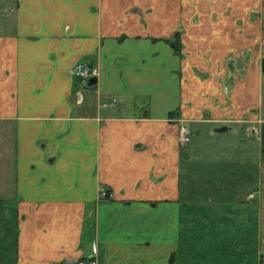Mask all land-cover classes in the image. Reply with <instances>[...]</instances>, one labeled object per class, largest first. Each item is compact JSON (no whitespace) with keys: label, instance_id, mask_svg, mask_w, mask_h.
<instances>
[{"label":"crops","instance_id":"0c3cea01","mask_svg":"<svg viewBox=\"0 0 264 264\" xmlns=\"http://www.w3.org/2000/svg\"><path fill=\"white\" fill-rule=\"evenodd\" d=\"M163 8L197 45L191 60L155 37L157 18L141 22ZM254 43L264 0H0V216L14 204L13 264H169L178 126L216 130L220 109L261 101L263 57L239 62ZM81 60L98 72L77 104ZM235 204L222 217L238 219Z\"/></svg>","mask_w":264,"mask_h":264},{"label":"rangeland","instance_id":"374dc122","mask_svg":"<svg viewBox=\"0 0 264 264\" xmlns=\"http://www.w3.org/2000/svg\"><path fill=\"white\" fill-rule=\"evenodd\" d=\"M251 16L258 25L255 31L260 30L261 10L256 9ZM141 17V22L144 24L147 23L145 17L157 18L160 23L152 28L159 34L155 37L173 41L175 50L179 53L183 50L184 58L187 61L191 60L190 54L197 45L184 44L181 41L180 36L184 32L181 26L169 28V11L166 12L163 8L158 13L141 12ZM195 49L197 51V48ZM250 53L264 57V43L251 45L250 50L239 62H248ZM93 66L97 69L95 65ZM245 69L246 67L239 63L238 77L244 75ZM198 71L201 74L209 73L205 69L204 72ZM261 73L263 76L261 101L258 100L255 106L248 108L238 106L232 109H220L222 111H219L221 113L215 118L214 123L218 126L226 125L227 128L229 125V129L226 128L222 132L217 130V126L216 130H212L193 121L187 125L180 123L181 125L178 126V170L169 181V184L173 183V192H175L173 196L176 197L174 200L177 208V219L176 217L173 220L169 219V256L171 252H175V264H244V262L264 264V71L262 66ZM74 94L75 102L82 103L85 93L83 92L82 100L79 99L76 91ZM224 94L228 95L229 91H225ZM111 103L112 106L114 103L113 101ZM105 104L104 102L103 105ZM183 127L185 131L181 132ZM104 190L108 191L103 187L98 189L99 198L107 199L108 192L105 196H101ZM235 203L239 208L232 207L236 210L238 219L234 218L231 221L229 216L226 219L222 217L227 210H230L232 204L236 205ZM241 211L242 215H240ZM1 216L0 240L2 244L8 245L5 248V256L0 259L7 257V263L13 264L17 226V211L15 212L14 204L4 209L2 219L6 218V220L2 221ZM5 227H7L6 232ZM242 234L248 237L239 236ZM207 249L211 250L210 253L205 252ZM203 251L205 255L212 256L207 258L208 260L200 258V254L204 255ZM96 260L99 264L97 257Z\"/></svg>","mask_w":264,"mask_h":264},{"label":"built area","instance_id":"2783aa9c","mask_svg":"<svg viewBox=\"0 0 264 264\" xmlns=\"http://www.w3.org/2000/svg\"><path fill=\"white\" fill-rule=\"evenodd\" d=\"M70 73L75 77L76 79V87L75 90L79 99L82 100L83 92L89 88V77L93 76L97 73V69L88 62H77L75 63L71 69ZM185 131L184 127L181 129ZM106 191L101 192V196L106 195ZM71 264H98L95 256H87V257H79L75 258L71 261Z\"/></svg>","mask_w":264,"mask_h":264},{"label":"water","instance_id":"95a60500","mask_svg":"<svg viewBox=\"0 0 264 264\" xmlns=\"http://www.w3.org/2000/svg\"><path fill=\"white\" fill-rule=\"evenodd\" d=\"M261 66H262V69L264 71V57L262 59ZM95 82H96V76H92V77L89 78V84H94ZM226 128H227L226 125H222V126H218L217 130H221L222 131V130H224ZM174 260H175V252H171L170 256H169V259H168V263L172 264L174 262Z\"/></svg>","mask_w":264,"mask_h":264},{"label":"trees","instance_id":"16d2710c","mask_svg":"<svg viewBox=\"0 0 264 264\" xmlns=\"http://www.w3.org/2000/svg\"><path fill=\"white\" fill-rule=\"evenodd\" d=\"M264 127V126H263Z\"/></svg>","mask_w":264,"mask_h":264}]
</instances>
